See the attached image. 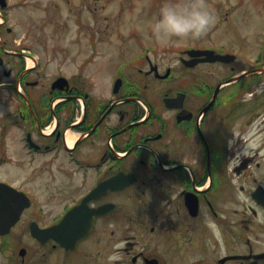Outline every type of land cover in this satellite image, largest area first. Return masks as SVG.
I'll return each instance as SVG.
<instances>
[{
    "label": "flooded vegetation",
    "instance_id": "flooded-vegetation-1",
    "mask_svg": "<svg viewBox=\"0 0 264 264\" xmlns=\"http://www.w3.org/2000/svg\"><path fill=\"white\" fill-rule=\"evenodd\" d=\"M225 16L166 63L90 35L51 77L0 36V264H264V30Z\"/></svg>",
    "mask_w": 264,
    "mask_h": 264
},
{
    "label": "rangeland",
    "instance_id": "rangeland-1",
    "mask_svg": "<svg viewBox=\"0 0 264 264\" xmlns=\"http://www.w3.org/2000/svg\"><path fill=\"white\" fill-rule=\"evenodd\" d=\"M7 1L5 9H0L5 14L2 39L8 48L30 49L41 57L46 77L62 66L57 61L64 51L91 48L88 38L98 33L101 41L96 48L111 51L118 60L137 51L136 44L122 41L135 34L147 44L159 46L166 63L174 44L184 47L194 39L205 42V35L221 33L225 15L226 33H231L232 27L242 33L264 30V0ZM172 35H177L178 41ZM49 59L53 61L47 64Z\"/></svg>",
    "mask_w": 264,
    "mask_h": 264
},
{
    "label": "water",
    "instance_id": "water-1",
    "mask_svg": "<svg viewBox=\"0 0 264 264\" xmlns=\"http://www.w3.org/2000/svg\"><path fill=\"white\" fill-rule=\"evenodd\" d=\"M5 186H4V184L2 185V184H0V191L4 188ZM16 217L17 216H13V217H11V216H6V217H4V220H6L7 221V224H8V221H9V223H10V221L12 222V220H15L16 219ZM64 222V224L65 223H67L68 222V219H65L64 221H62V223ZM77 235L78 236H83L84 235V233H82V232H78L77 233Z\"/></svg>",
    "mask_w": 264,
    "mask_h": 264
}]
</instances>
